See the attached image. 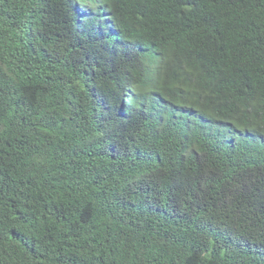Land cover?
I'll return each instance as SVG.
<instances>
[{"label":"trees","instance_id":"trees-1","mask_svg":"<svg viewBox=\"0 0 264 264\" xmlns=\"http://www.w3.org/2000/svg\"><path fill=\"white\" fill-rule=\"evenodd\" d=\"M0 0V264H264V0Z\"/></svg>","mask_w":264,"mask_h":264},{"label":"clouds","instance_id":"clouds-1","mask_svg":"<svg viewBox=\"0 0 264 264\" xmlns=\"http://www.w3.org/2000/svg\"><path fill=\"white\" fill-rule=\"evenodd\" d=\"M87 2V3H86ZM91 4L96 5L94 9L88 8L84 9L87 6H91ZM101 6L102 0H81L80 8L82 12L81 20L84 24L88 25V28L92 30L101 31V26L103 22V18L101 17Z\"/></svg>","mask_w":264,"mask_h":264},{"label":"rangeland","instance_id":"rangeland-1","mask_svg":"<svg viewBox=\"0 0 264 264\" xmlns=\"http://www.w3.org/2000/svg\"><path fill=\"white\" fill-rule=\"evenodd\" d=\"M87 3V2H86ZM96 7V5H94V4H91V6L89 7V6H87V7H85L84 9H88V8H92V9H94Z\"/></svg>","mask_w":264,"mask_h":264}]
</instances>
